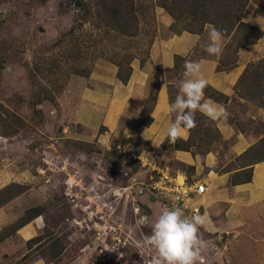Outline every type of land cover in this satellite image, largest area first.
I'll list each match as a JSON object with an SVG mask.
<instances>
[{"label": "rangeland", "instance_id": "obj_1", "mask_svg": "<svg viewBox=\"0 0 264 264\" xmlns=\"http://www.w3.org/2000/svg\"><path fill=\"white\" fill-rule=\"evenodd\" d=\"M262 1L249 3L264 7ZM60 2L0 0V64L9 67L0 70V189L8 184L20 191L0 205V228L25 209L42 206L46 215L61 214L64 223L53 224L69 244L49 264H152L155 253L143 246L144 240L158 215L177 205L169 195L149 192L145 168L136 156L140 152L159 167L163 163L156 154L141 152L143 142L125 145L114 140L104 126V114L93 111L94 92L81 95V91L84 77L99 67L111 71L118 63L144 60L158 33V2L136 0L141 6L140 31L134 38L89 22L79 25L80 10ZM262 71L256 69L255 75L241 81L225 107L230 113L227 120L255 138L264 134ZM77 108L88 128L77 121ZM8 113L24 123L5 137L1 130L10 122ZM100 133L107 135L102 138ZM220 145L218 154L225 162L231 158L230 142ZM181 165L173 162L174 168ZM234 166V160L227 165ZM201 202L200 214L209 220L200 228V236L208 242L205 264H261L257 254L264 243L256 239L264 237L262 221L251 213L244 224H232L222 211L224 204L213 209L206 199ZM141 216H147L149 223L141 224ZM36 220L41 228L45 216L32 221L34 225ZM51 221L50 215V227ZM213 223L218 224L216 231ZM25 251L24 240L14 234L0 243V264L14 262Z\"/></svg>", "mask_w": 264, "mask_h": 264}, {"label": "crops", "instance_id": "obj_2", "mask_svg": "<svg viewBox=\"0 0 264 264\" xmlns=\"http://www.w3.org/2000/svg\"><path fill=\"white\" fill-rule=\"evenodd\" d=\"M155 14L158 33L150 42L144 60L141 61L135 58L130 62L132 72L127 83L124 84L116 78L117 67L111 71L99 67L92 71L89 76L84 77L81 95L94 92L96 106L93 111L96 114L100 112L104 114V126L108 127V132L115 137L114 140L119 141V143L123 142L125 145L127 142L139 144L143 142L144 145L141 147V152L156 154L160 157L158 162L163 163L162 166L168 167L171 171L172 169L181 171L179 168H174L173 162L193 165L194 173L191 176L192 181L203 179L207 184L206 192L197 196L194 199V203H203L201 201H205L206 199L213 209L224 204L225 206L222 211H224L226 218L232 219V224L234 222L244 224L249 219L248 214L254 213L256 218L262 221L263 226L261 228L263 230L260 229L264 234V161L253 165L252 180L250 182L238 185H231L230 183V175L236 170L235 166L227 167L230 161L234 160L236 156L257 141L263 134L255 138V135L240 130L234 124L228 122V120L216 121L222 138L228 141V143L230 142L228 153H230L231 158L225 162L218 154L219 148L217 147L215 150L206 153L205 156H201L193 150L184 151L175 149L168 142L163 145L161 144L160 148H156L153 145V143H159L164 138L170 121L174 119L166 111L167 105L170 103L169 85L177 88L176 94L172 92L173 96L176 97L179 91V82L183 79L181 75L184 70L180 71V68L174 70L173 67L165 68L164 65L174 63L175 55L184 57L188 61L199 62L208 85L228 96V102H230L236 95V83L245 68L251 62L257 61L264 54H253L256 45L242 46L238 50L236 63L233 66L218 70L217 66L220 55H210L205 50L209 44L206 27L208 24L205 25L203 31L199 34L188 31L174 33L170 30L171 18L164 12V9L158 7ZM241 21L255 25L263 31V35L256 43L259 47L263 46L264 7L258 4L250 6V3H248L242 14ZM224 43L225 39H223L222 48ZM154 85L157 87L153 88ZM152 89L156 93L155 100L148 99ZM208 100L223 105L216 100L206 97L204 94V101ZM78 108L76 119L83 127L88 128L81 120L85 115H81ZM145 113H148L152 118L148 126L137 125L136 122L133 125H129V121L133 116ZM106 135L107 133L99 134L102 138L106 137ZM139 154L142 153L139 152ZM154 164L156 165V163ZM204 168H206V171L203 172L205 176L201 177L199 173ZM215 224L213 223L214 231L217 228H215ZM39 227L36 220L35 225L32 222L28 223L19 229L17 233L23 240H27L35 235ZM256 241L264 243V237L256 239ZM257 256L261 264H264L263 248ZM39 261L42 260H38L32 264H39Z\"/></svg>", "mask_w": 264, "mask_h": 264}, {"label": "trees", "instance_id": "obj_3", "mask_svg": "<svg viewBox=\"0 0 264 264\" xmlns=\"http://www.w3.org/2000/svg\"><path fill=\"white\" fill-rule=\"evenodd\" d=\"M251 0H157V6L164 9V12L171 18L170 30L174 33L188 31L199 34L203 31L205 25H213L224 33L225 43L223 51L220 54L218 70L233 66L237 60V54L240 47L245 45H256L253 54H264V44L259 47L258 39L263 35V31L252 24L241 21L242 14ZM264 1H262L263 3ZM74 6L80 10L79 25L89 22L96 28H104L124 37H137L140 31L141 11L140 4L136 0H61L60 6ZM263 7V6H262ZM188 60L179 55L174 56V70H184V64ZM192 61V60H191ZM264 73V55L257 61L251 62L243 71L237 85L245 80L249 74L258 69ZM132 68L130 63L124 65L117 64L116 78L126 84L131 75ZM183 78V74L181 75ZM157 86L154 85L153 88ZM170 102L175 99L172 92L176 94L177 88L169 85ZM251 91V88H250ZM262 94L264 89L261 90ZM206 97L216 100L226 107L228 96L207 86L204 90ZM155 90H151L148 99L155 100ZM260 106L264 108V98L260 100ZM10 122L6 123L7 128L1 130V135L7 137L15 134L22 126L23 119L13 113H8L7 118ZM206 117L197 112L195 116L196 127L190 130L187 141L182 139L171 144L173 148L184 151H191L205 156L209 151L215 150L220 143L227 142L222 138L216 121H207ZM152 118L148 113L135 115L129 121V125L135 122L137 125L148 126ZM6 122V121H5ZM230 122V121H228ZM232 123V122H230ZM1 125V124H0ZM10 127V128H9ZM167 141L165 140L163 144ZM264 161V134L257 141L248 146L242 153L234 158L235 171L230 175L231 185L248 183L252 180L253 165ZM175 172V169H172ZM181 171L185 172L188 182H191V176L194 173L193 165H181ZM20 192L13 185L8 184L0 189V205L7 202L15 193ZM42 206H33L24 210L23 214L14 222H11L0 229V243L7 238L12 237L23 226L34 221L37 217L44 215V225L38 229V233L33 237L24 240L26 251L12 263L9 264H32L38 260L46 264L54 257L68 248L67 236L65 233L55 230L54 224L61 225L64 219L61 214L44 213ZM50 215L53 226L50 227Z\"/></svg>", "mask_w": 264, "mask_h": 264}, {"label": "clouds", "instance_id": "obj_4", "mask_svg": "<svg viewBox=\"0 0 264 264\" xmlns=\"http://www.w3.org/2000/svg\"><path fill=\"white\" fill-rule=\"evenodd\" d=\"M206 27L209 44L205 50L210 55L218 56L223 51L224 33L213 25ZM164 67L172 68L174 63L165 64ZM207 86L208 81L200 63L187 61L184 64L183 79L179 82L178 94L166 109L167 114L174 119L170 121L164 138L159 143H153L156 148H160L165 140L169 144H174L180 139L187 141L190 130L197 126V112L207 118L206 123L227 121L230 113L223 105L211 100L204 101V90ZM139 222L149 223L148 217L141 216ZM208 223V218L198 211L186 218L179 206L165 208L152 222L151 234L144 240L143 246L155 253L152 264H205L203 253L208 247V242L200 236V228ZM140 254L143 257V252Z\"/></svg>", "mask_w": 264, "mask_h": 264}, {"label": "built area", "instance_id": "obj_5", "mask_svg": "<svg viewBox=\"0 0 264 264\" xmlns=\"http://www.w3.org/2000/svg\"><path fill=\"white\" fill-rule=\"evenodd\" d=\"M136 157L145 168V177L151 194L165 197L169 195L183 212L194 215L198 211L200 214V205L194 203V199L207 190V184L203 179L188 182L187 175L183 171L172 172L168 167H159L150 162L145 155Z\"/></svg>", "mask_w": 264, "mask_h": 264}, {"label": "water", "instance_id": "obj_6", "mask_svg": "<svg viewBox=\"0 0 264 264\" xmlns=\"http://www.w3.org/2000/svg\"><path fill=\"white\" fill-rule=\"evenodd\" d=\"M2 15H3V11H0V19L2 18ZM8 68L9 67L7 65L0 64V70L5 71L8 70Z\"/></svg>", "mask_w": 264, "mask_h": 264}, {"label": "flooded vegetation", "instance_id": "obj_7", "mask_svg": "<svg viewBox=\"0 0 264 264\" xmlns=\"http://www.w3.org/2000/svg\"><path fill=\"white\" fill-rule=\"evenodd\" d=\"M147 209V208H146Z\"/></svg>", "mask_w": 264, "mask_h": 264}]
</instances>
